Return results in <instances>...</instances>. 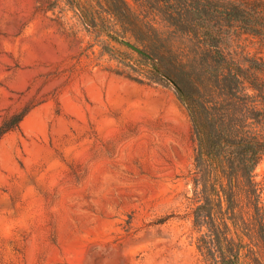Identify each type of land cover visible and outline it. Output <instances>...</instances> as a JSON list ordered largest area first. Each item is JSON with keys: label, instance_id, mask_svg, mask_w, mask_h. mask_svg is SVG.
I'll list each match as a JSON object with an SVG mask.
<instances>
[{"label": "rangeland", "instance_id": "obj_1", "mask_svg": "<svg viewBox=\"0 0 264 264\" xmlns=\"http://www.w3.org/2000/svg\"><path fill=\"white\" fill-rule=\"evenodd\" d=\"M79 11L0 0V128L24 114L0 138V264H224L195 221L187 108ZM253 181L264 218V157ZM248 225L230 224L232 254L264 264V230Z\"/></svg>", "mask_w": 264, "mask_h": 264}, {"label": "trees", "instance_id": "obj_2", "mask_svg": "<svg viewBox=\"0 0 264 264\" xmlns=\"http://www.w3.org/2000/svg\"><path fill=\"white\" fill-rule=\"evenodd\" d=\"M68 2L119 43L126 34L134 37L153 64L150 80L174 86L197 145L194 182L201 204L195 221L212 233V249L226 253L224 264H238L230 224L264 230L253 181L264 157V0ZM23 118L5 123L0 138Z\"/></svg>", "mask_w": 264, "mask_h": 264}, {"label": "water", "instance_id": "obj_3", "mask_svg": "<svg viewBox=\"0 0 264 264\" xmlns=\"http://www.w3.org/2000/svg\"><path fill=\"white\" fill-rule=\"evenodd\" d=\"M125 45H127L128 47L134 49L137 52L140 53H145L141 48H139L138 46H136L134 43L130 42L128 39L126 38H121L120 39Z\"/></svg>", "mask_w": 264, "mask_h": 264}, {"label": "bare ground", "instance_id": "obj_4", "mask_svg": "<svg viewBox=\"0 0 264 264\" xmlns=\"http://www.w3.org/2000/svg\"><path fill=\"white\" fill-rule=\"evenodd\" d=\"M122 86H124V87H126V88H128V87L131 88L129 85H127V84H125V83H124Z\"/></svg>", "mask_w": 264, "mask_h": 264}]
</instances>
